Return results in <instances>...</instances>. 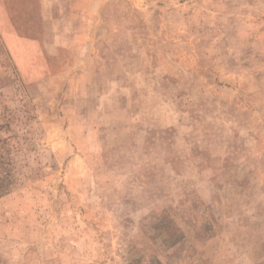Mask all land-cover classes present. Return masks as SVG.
Returning a JSON list of instances; mask_svg holds the SVG:
<instances>
[{
  "label": "rangeland",
  "instance_id": "374dc122",
  "mask_svg": "<svg viewBox=\"0 0 264 264\" xmlns=\"http://www.w3.org/2000/svg\"><path fill=\"white\" fill-rule=\"evenodd\" d=\"M0 264H264V0H0Z\"/></svg>",
  "mask_w": 264,
  "mask_h": 264
},
{
  "label": "trees",
  "instance_id": "16d2710c",
  "mask_svg": "<svg viewBox=\"0 0 264 264\" xmlns=\"http://www.w3.org/2000/svg\"><path fill=\"white\" fill-rule=\"evenodd\" d=\"M1 168V167H0ZM8 175L5 174L4 177L3 176H0V197L2 196L3 192L6 191V186L7 184L10 183V181H7L5 182V179H8Z\"/></svg>",
  "mask_w": 264,
  "mask_h": 264
}]
</instances>
